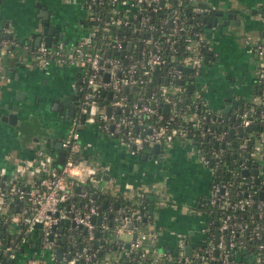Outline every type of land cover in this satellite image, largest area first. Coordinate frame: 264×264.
Listing matches in <instances>:
<instances>
[{
  "label": "built area",
  "instance_id": "2783aa9c",
  "mask_svg": "<svg viewBox=\"0 0 264 264\" xmlns=\"http://www.w3.org/2000/svg\"><path fill=\"white\" fill-rule=\"evenodd\" d=\"M183 1L191 5L198 17L203 16L202 21L186 14L181 8ZM85 6L88 18L94 23L89 25L90 33L80 39L60 40L50 46L44 42L38 45L23 42L40 66L54 60L77 65L82 82L78 87L77 111L71 115L60 141L63 163L58 162L56 154L38 148L33 157L16 163L11 174L5 165H0V225H5L0 229V264H13L29 234L37 229L43 248L58 246L61 236L56 240L54 232L65 218L70 220L64 240L69 250L62 251L60 258L53 251L55 264H102L95 261L96 249H92L91 242L97 237L96 230L107 232L109 229L114 232V240L121 244L123 232L135 233L127 254L139 250L138 259H145L146 254L140 247L155 232L143 228L148 191H140L135 202L117 207L110 219L101 214L95 199L81 186L90 180L105 193L96 178L101 167L89 160L86 144L80 140V127L84 124H95L105 136L115 138L130 155L174 138L192 142L188 133L190 128H196L198 142L202 143L205 135L209 137L206 150L193 144L201 162L211 166L212 174L216 166L220 168L224 164V146L233 139L240 160L227 167L229 178L212 177L209 193L201 203L211 206L206 211L210 219L201 228L203 239L186 252L187 242L179 235L175 248L162 251L161 256L169 264H264V242L259 240L264 232V159H261L264 151V39L245 37L247 51L255 61L256 96L236 112L234 130L240 129L241 134L231 136L227 126L219 130L212 127L222 123L223 114L214 112L200 96L199 89L194 96L203 105L200 114L191 112L198 99L185 108H178L183 87L175 81L183 77L181 65L199 76L210 53L203 18L210 19L207 15L215 12L214 6L204 0H86ZM103 8L105 20L99 13ZM114 26L126 30L127 36L113 30ZM4 33L0 35V59L10 54L11 46L19 44L9 35L8 27ZM163 67L166 69L164 82L150 85L156 78L154 71ZM142 89L147 93H141ZM129 90L134 92L129 95ZM164 104L168 105L166 111ZM179 117L181 121H190L189 125L174 126ZM255 124L260 125L259 131L253 130ZM254 168L256 174L252 173ZM243 169H247L248 174H242ZM237 177L243 180V185H235ZM76 186H79L77 191ZM76 196L82 203H75ZM252 206L254 211H251ZM93 216H101L99 224L93 221ZM37 222H41L40 228L36 227ZM52 225L56 228L52 229ZM78 230L84 232L80 238ZM247 239L254 240L256 251H252L253 260L244 263L239 256L251 252L245 242ZM133 258L131 256V260ZM26 264H40V261L29 259Z\"/></svg>",
  "mask_w": 264,
  "mask_h": 264
},
{
  "label": "crops",
  "instance_id": "0c3cea01",
  "mask_svg": "<svg viewBox=\"0 0 264 264\" xmlns=\"http://www.w3.org/2000/svg\"><path fill=\"white\" fill-rule=\"evenodd\" d=\"M204 1L221 12L218 20L233 12L235 17L229 22L241 26V38L235 41L231 34L218 26L208 27L206 22L204 32L210 42L212 58L203 64L197 84L206 103L215 113H222L228 123L226 126L234 129L236 123L231 116L256 96L255 61L247 51L245 37L264 39V0H247L253 6L247 15L242 14L243 6H233L230 0ZM85 3L86 0H0V35H5L4 29L8 27L13 38L18 41L21 36L24 38L10 47V54L0 59V165L7 167L8 174L13 173L16 163L33 157L38 148L57 153L55 144L61 141L69 123L67 110L70 108L61 109V102L74 100L75 90L82 82L77 65L54 60L40 66L23 42L34 44V38L40 33L43 19L38 14L42 6L50 15L49 25L55 28L57 41L74 42L90 33L91 28L85 23L89 16ZM213 17L215 15L210 19ZM18 46L23 48V55L14 52ZM250 69H253L251 74ZM18 90L20 95L24 94V99L16 97ZM232 96L238 100L236 107H231L228 114L223 113L222 108ZM12 112L16 113L15 124L2 119ZM239 134L240 129L232 133ZM80 136L86 144V155L94 158L101 167V174H105L98 180L105 193L133 203L138 193L146 190L151 199L149 204L153 203L151 218L143 225L144 229L155 231L142 246L148 261L126 259L125 248L133 236L126 231L120 236L123 244L107 251L99 260L102 264H169L161 252L173 250L179 235L186 244L195 245L203 239L201 228L207 225L210 215L201 203L209 193L213 174L211 166L201 162L199 151L190 140L174 138L157 152L147 146L139 154L130 155L124 148H118L115 138L101 139L107 136L95 124L82 125ZM143 154H147L146 158H142ZM261 159H264V151ZM65 231L66 226L62 232L57 228L56 240ZM104 237L101 232L97 238L99 245ZM64 244L60 241L58 246L43 248L40 234L35 231L29 234L13 264H26L29 259H37L40 264H55L52 253L57 247L69 250ZM239 258L249 263L253 253H244Z\"/></svg>",
  "mask_w": 264,
  "mask_h": 264
},
{
  "label": "trees",
  "instance_id": "16d2710c",
  "mask_svg": "<svg viewBox=\"0 0 264 264\" xmlns=\"http://www.w3.org/2000/svg\"><path fill=\"white\" fill-rule=\"evenodd\" d=\"M174 2V1H173ZM181 8L184 9L186 11V14L189 15H194V18L193 20L195 19H198V20H201L202 21V17L203 16H200L198 17L196 15L195 12H193L191 10V5L186 2V1H183L181 3ZM104 10L103 9H99V13L101 14V16H103V19L105 20L106 19V14L104 12H102ZM216 11L218 10H215L214 13L210 14V15H207V18H211L212 16L215 15ZM85 23L88 24V25H92L94 23V21L90 20L89 18H86L85 19ZM203 25V24H202ZM113 30H118V32L122 35H126V30L122 29V27H119V26H114V29ZM127 36V35H126ZM206 60H204L203 63H205ZM181 71L183 72V77L181 79H177L175 82L177 85H179L180 87H183V91L181 93L182 95V100L181 102H179L178 104V108H185L187 105H191L195 100H197V102L195 103V106H192L193 108L191 109V112H196V113H201V108H202V104L200 103L199 101V98H196L194 95H195V90H197V84H198V78L199 76L198 75H193V71L191 68L189 67H186V66H183L181 65ZM154 75H155V81L153 83H151L150 85H156L158 83H160L161 81L164 82L165 80V76H166V69L163 67V68H160V69H157L154 71ZM132 90H129L128 93L129 95L132 94ZM141 93L143 94H146V89H142L141 90ZM200 96H202V94H200ZM79 97V96H78ZM189 122L190 121H181V118H177L175 121H174V126H182V125H189ZM234 122V121H233ZM228 125L227 121L226 120H223L222 123H217V124H214L212 125V127L216 130H219L220 128L224 127ZM260 125L259 124H255L253 125V130H255V132L258 130H260ZM188 136H190L191 140H192V143H194L195 145H197L198 147L201 148V146L204 148L205 147V150L207 149V146H209V137H207L206 135L204 137H202L201 139H203L204 141L201 143V142H198V138H199V132L196 130V128H190L189 130V133H188ZM225 155H224V164L221 165L220 168H218L217 166L215 167V171H214V174H213V177H215L216 179H227L230 177V173H229V169L227 170V167L229 166L232 167L233 164V161H236V162H239L240 160V157L238 156V153H237V143L236 142H233V139L231 140V143L229 145H226L225 144ZM53 154H55L53 151H51ZM227 153H229V155H227ZM246 154V153H245ZM89 160L93 163L95 161L94 158H92L91 156L88 157ZM57 162V160H56ZM252 163H255L253 161H251ZM95 163V162H94ZM97 164V163H95ZM264 169V168H263ZM218 172L219 175H218ZM96 178L98 180H100V177L97 175ZM244 182L241 178L237 177L236 180H235V185H243ZM81 186L85 187L88 191V194L90 196H92L94 199H95V204L99 207L100 209V212L102 215H105L107 216L109 219H110V216L114 215L116 210H117V207L115 208L114 207V204L117 203L118 204V207L120 206H124V205H128L129 202L128 201H123L121 199V197L119 196H113L109 193H101L100 190H98L96 184L90 180H87L85 183H82ZM107 200V203L106 205H104V201ZM150 197L148 196L147 198V208H146V216L143 217V223H145L147 220H150L151 218V215L149 214V210H148V204H149V201H150ZM82 199L80 200L79 197H75V203L77 204H80L82 203ZM204 209H206V211H209V209L211 208V206L209 205H205L203 206ZM255 210V207L252 206L251 207V211H254ZM216 212H214L215 214ZM246 216V214H245ZM256 217V216H255ZM254 217V218H255ZM264 219V217H263ZM257 221H259L260 219L256 218ZM2 228H5V225L2 223L0 225V229ZM36 231L39 232V229H37ZM80 232V233H79ZM78 237L80 238V234L83 235L84 232L83 230H78L77 232ZM101 234V232H100ZM99 234V235H100ZM98 235V236H99ZM97 236V237H98ZM97 237L91 242V246H92V249H96V258H95V261H99L100 259H102L105 255V253L107 251H109L110 249H112V247L115 245V246H120L122 245L121 243L119 242H116L114 240V232L109 229L107 232H106V235L104 237V239H100V241L102 242L101 245L98 244V246L96 247L94 245V241L97 239ZM259 240H261L262 242H264V232L262 233L261 237L259 238ZM246 242V245L248 246V249L249 251H253L255 250L256 251V247L254 246V240H250V239H247L245 240ZM257 242V239L255 241V243ZM143 244L141 245L140 247V250H142ZM126 251L129 250V247L125 248ZM139 253L140 251H136V252H131V253H128L126 254V259L127 257L129 258V260L131 259V256H134L135 258H133L131 261L133 262H137L140 260L138 259L139 258ZM246 253H249V252H246ZM263 253H264V250H263ZM2 257V255H0V258ZM148 257H147V254H146V257L145 259L141 260V262L143 261L144 263H146L148 261ZM176 257L173 258V262L175 263V260Z\"/></svg>",
  "mask_w": 264,
  "mask_h": 264
},
{
  "label": "water",
  "instance_id": "95a60500",
  "mask_svg": "<svg viewBox=\"0 0 264 264\" xmlns=\"http://www.w3.org/2000/svg\"><path fill=\"white\" fill-rule=\"evenodd\" d=\"M38 5L39 4H37V6ZM40 9L41 10H40V13L38 14V16H40L43 19V24H42V28H41L40 33L37 34L36 37L34 38V44L38 45L41 41H43L45 45L50 46V45L54 44L55 42H57V40H58L57 38L58 37L54 36L55 28L49 25V16L50 15L48 14L46 8L42 6ZM218 16H221V12L220 11H216L215 17H213L212 19H206V18H203V19L206 20L208 27H210V26L221 27V26L227 24L231 18H234L235 17V13L228 12L226 14V16L224 18H222L221 20H218ZM235 22H238V21L235 20ZM59 35H61V34H59ZM130 46H131V44L129 42L127 48L129 49ZM107 53H108V51H107ZM211 58H212V55H211V53H209L207 55L206 59L208 60V59H211ZM4 68H5L6 72H7V70H8L7 66H5ZM106 78H107V75H106ZM75 91L77 93H79L78 89H76ZM16 97L18 99H20V98L24 99V94L20 95V90H18L16 92ZM228 101L229 102L227 104H225V106L222 108V112L226 113V114H228L229 109L231 107H236V105L238 103V100L234 96H232V98H230ZM61 103H62L61 109L63 107L70 108V109L67 110V113H68L67 118L69 119L70 116L74 113V108L72 107V105L74 103H77V101L76 100L75 101L74 100H70V101H64V102H61ZM167 107H168V105L164 104V108H163L164 111L167 110ZM14 108H16V107H14ZM106 110H107V112L109 111V107L108 106H107ZM239 111H241V109ZM234 117H235V114L231 116V119L233 120ZM2 119L5 120V121H8L11 124H15V122H16V113L12 112V113L6 114V115H4L2 117ZM233 131H234V129H230V135L231 136H232ZM162 145L163 144L161 142L160 143H154L152 145V148H153L154 152H157L158 149L160 147H162ZM55 147L57 148L56 158H57L58 162L61 164L64 161V150L61 148V143L60 142H57L55 144ZM146 156H147V154H143L142 158H146ZM252 173L256 174L257 173V169L256 168L252 169ZM242 174H244V175L248 174V170L247 169H243L242 170ZM97 175L99 177H101V176L104 177L105 176V174H101V172H98ZM257 181H258V178L256 179V182ZM78 189H79V186H76L75 187V191H77ZM259 196L262 197V193H259ZM106 203H107V200H105L103 204L106 205ZM114 207L115 208L118 207V204L115 203ZM148 208H149V213H152V211H153V203H150L148 205ZM92 219H93V221H96L97 224H99L100 220H101V216H97V217L93 216ZM69 223H70V220L68 218L62 219L61 223L57 226L58 230L62 232L64 230V227L68 226ZM71 224H74V222L72 221ZM127 225H130V223H127ZM41 226H42L41 222H37L36 223V227L37 228H40ZM51 228L55 229L56 225H52ZM98 232L99 231L96 230V232H95L96 236L98 235ZM103 235H106V231H103ZM65 237H66L65 234H62V236H61L59 241L64 242ZM134 237H135V233H133L132 238H134ZM94 245L96 247L98 246V239H96L94 241ZM128 246H129V244H127V247ZM192 246H193V244H187L185 246V251L189 252L190 248ZM62 250H63V247H57L55 249L57 257H61ZM10 262L12 263V261H10Z\"/></svg>",
  "mask_w": 264,
  "mask_h": 264
},
{
  "label": "rangeland",
  "instance_id": "374dc122",
  "mask_svg": "<svg viewBox=\"0 0 264 264\" xmlns=\"http://www.w3.org/2000/svg\"><path fill=\"white\" fill-rule=\"evenodd\" d=\"M230 1H231L233 6H239V5L241 7L243 6V9L241 10L242 14L247 15L249 12H251V9L253 8V6H251L250 2L247 0H230ZM217 28H219L220 30H223L226 33L231 34L232 39L235 41H238V39L241 38L239 35L242 33V31L240 30L241 26L237 27V25H234L231 22H228L227 24H225L221 27H217ZM23 40H24V38L21 36L19 41L22 42ZM14 52L17 54H22V55L24 53L23 48H21L19 46L15 48ZM251 71H253V69H250V74H251ZM100 138L104 139V140H108L107 139L108 137H100ZM116 144L118 145V148L121 147L123 149V147L118 142Z\"/></svg>",
  "mask_w": 264,
  "mask_h": 264
},
{
  "label": "flooded vegetation",
  "instance_id": "af4514ba",
  "mask_svg": "<svg viewBox=\"0 0 264 264\" xmlns=\"http://www.w3.org/2000/svg\"><path fill=\"white\" fill-rule=\"evenodd\" d=\"M9 35H11V33L9 34ZM81 81H82V79H81ZM78 89V88H77ZM78 96H79V93H77L76 91H75V96H74V101L76 100V101H78L77 99H78ZM75 105V108H74V113L77 111V108H78V105H77V103H75L74 104ZM73 113V114H74ZM71 117V116H70ZM70 119V118H69Z\"/></svg>",
  "mask_w": 264,
  "mask_h": 264
}]
</instances>
